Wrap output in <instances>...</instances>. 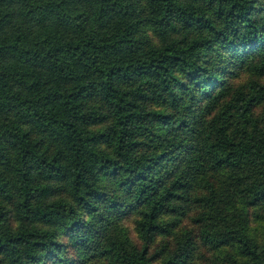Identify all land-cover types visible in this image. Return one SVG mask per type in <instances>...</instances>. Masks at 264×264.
<instances>
[{
  "label": "trees",
  "instance_id": "trees-1",
  "mask_svg": "<svg viewBox=\"0 0 264 264\" xmlns=\"http://www.w3.org/2000/svg\"><path fill=\"white\" fill-rule=\"evenodd\" d=\"M0 264H264V0H0Z\"/></svg>",
  "mask_w": 264,
  "mask_h": 264
}]
</instances>
